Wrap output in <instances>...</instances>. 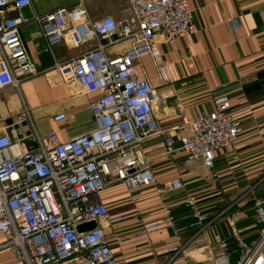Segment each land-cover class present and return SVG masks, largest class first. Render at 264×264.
I'll return each mask as SVG.
<instances>
[{
  "label": "built area",
  "instance_id": "1",
  "mask_svg": "<svg viewBox=\"0 0 264 264\" xmlns=\"http://www.w3.org/2000/svg\"><path fill=\"white\" fill-rule=\"evenodd\" d=\"M86 0H77L72 7L62 6L38 14L35 20L47 42L53 43L68 34L72 46L87 41L94 45L61 66L64 82H77L86 93L98 92L90 102L96 128L71 140L61 142L52 133L51 146L24 149L13 126L0 127V233L5 240L0 249L10 250L18 264H66L77 258L76 264H118L108 243L105 226L98 224L100 216L109 222L119 221L120 215L109 216L99 202L98 193L115 184L128 190L154 187L157 194L182 188L180 179L158 185L143 148L146 138L164 134L154 117L158 93L136 65L143 56H150L159 79L166 83L167 75L155 42L156 30H162L164 40L172 41L194 34L197 27L189 0H129L130 13L117 20L104 15L91 21L85 7ZM31 0H0V91L20 80L39 74L23 43L19 27L30 19L22 9ZM128 40L129 46L119 55L107 54V47ZM214 108L189 119L181 115L174 126L180 148L186 158L212 168L215 152L231 148L243 132L230 106L226 86H212ZM59 113L54 120L64 119ZM30 120L24 112L18 122ZM164 143L171 147L173 140L165 134ZM193 221L189 227L197 231L181 241L178 234L179 217L169 206L163 205L162 225L173 230L176 245L168 246L170 254L164 264L172 262L184 248L196 242L205 229L225 218L237 240L238 257L235 264H264V201H253V218L258 233L251 241L240 239L239 209L220 210L211 218L201 210L196 197L184 199ZM95 221L91 229L78 231L80 224ZM160 223L141 225L136 235L148 236ZM117 242L121 237H116ZM218 254L210 257L212 264H230L228 240L215 238Z\"/></svg>",
  "mask_w": 264,
  "mask_h": 264
},
{
  "label": "crops",
  "instance_id": "2",
  "mask_svg": "<svg viewBox=\"0 0 264 264\" xmlns=\"http://www.w3.org/2000/svg\"><path fill=\"white\" fill-rule=\"evenodd\" d=\"M76 1L31 0L29 7L33 14H44L62 6L72 7ZM189 6L197 27L194 34L167 42L162 30L155 32L166 83L159 79L150 56L141 58L142 66L136 65L138 73L143 76L144 72L158 93L154 117L165 132L143 142L150 167L158 185L178 178L183 186L160 195L153 186L128 190L123 184H115L98 193L107 214L121 216L115 222L102 216L96 219L105 226L118 264L167 261L170 255L167 248L176 245V238L161 223L163 205L180 218L178 226L187 235L186 240L195 234L197 227L188 226L193 217L184 204L189 194L196 197L207 218L227 207L229 211L239 209L240 239L250 240L258 232L252 205L255 198L264 201V0H189ZM85 7L91 21L104 15L121 20L130 13L129 0H86ZM19 31L31 61L40 72L20 80L17 87L0 91V127L13 126L21 147L30 150L39 147L35 133L43 145L51 146L48 137L52 133L64 142L94 130L96 122L90 102L99 93H86L77 82H64L61 77V66L93 46L94 41L74 47L66 34L62 40L49 44L33 17ZM128 46L129 41L123 40L107 47L106 52L116 56ZM212 86H226L231 112L242 123L243 132L231 148L215 152L214 166L209 169L186 158L174 126L181 115L192 119L213 110ZM24 112L30 120L18 122ZM59 113L65 114L64 119L54 120ZM165 134L173 140L171 147L164 143ZM150 222L160 223L159 228L148 236H137L141 225ZM226 224L225 218L216 220L196 243L211 247L218 235L224 236L229 244L236 242ZM4 240L0 233V243ZM0 264L18 262L10 250L0 249ZM169 264L187 262L177 256Z\"/></svg>",
  "mask_w": 264,
  "mask_h": 264
},
{
  "label": "rangeland",
  "instance_id": "3",
  "mask_svg": "<svg viewBox=\"0 0 264 264\" xmlns=\"http://www.w3.org/2000/svg\"><path fill=\"white\" fill-rule=\"evenodd\" d=\"M22 11H23L24 15L26 17H28L29 19L34 16V14L31 11L29 6L24 7L22 9ZM178 228H179V226H178ZM227 229H229L231 231V228L228 225H227ZM181 231H182V234H181ZM178 234L181 237V241L186 240L187 235L185 233L183 234V229L181 230L179 228ZM174 236H175V234H174ZM229 241H230V239H229ZM231 244L232 243H230V245ZM203 245L204 244L200 243V242L199 243L193 242L191 244H188L184 248L183 252H181L178 255V257L180 256V257L184 258L186 260L187 264H212L210 257H212V256L214 257L218 254V252H217L218 247L216 246L215 243H213L211 245V247H208V248H204ZM237 257H238L237 252H235V253L232 252L230 264H235ZM76 263H77V258L74 257V258L69 259L66 264H76Z\"/></svg>",
  "mask_w": 264,
  "mask_h": 264
},
{
  "label": "water",
  "instance_id": "4",
  "mask_svg": "<svg viewBox=\"0 0 264 264\" xmlns=\"http://www.w3.org/2000/svg\"><path fill=\"white\" fill-rule=\"evenodd\" d=\"M96 225V222L95 221H90L88 223H83V224H80L77 229L78 231H83V230H86V229H91L93 228L94 226Z\"/></svg>",
  "mask_w": 264,
  "mask_h": 264
},
{
  "label": "trees",
  "instance_id": "5",
  "mask_svg": "<svg viewBox=\"0 0 264 264\" xmlns=\"http://www.w3.org/2000/svg\"><path fill=\"white\" fill-rule=\"evenodd\" d=\"M218 212H219V211H218ZM216 213H217V212H216ZM257 233H258V232H257ZM256 236H257V234L255 235V237H256ZM255 237H254V238H255ZM252 239H253V238H252ZM252 239L247 240V241L249 242V241H251ZM231 243L233 244V245H232V244H231V245L229 244V249H230L231 253H232V252H234V253L237 252V250H236V249H237V240H236V242H231ZM237 254H238V252H237Z\"/></svg>",
  "mask_w": 264,
  "mask_h": 264
}]
</instances>
